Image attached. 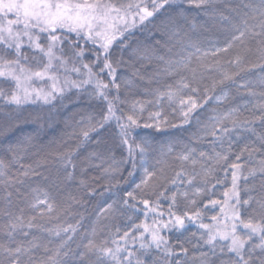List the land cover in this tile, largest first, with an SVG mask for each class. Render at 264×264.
<instances>
[{
  "label": "snow or ice",
  "instance_id": "6c2138e0",
  "mask_svg": "<svg viewBox=\"0 0 264 264\" xmlns=\"http://www.w3.org/2000/svg\"><path fill=\"white\" fill-rule=\"evenodd\" d=\"M149 25L155 44L133 47L134 30ZM129 50L155 65L133 73L155 85L144 89L150 99L128 98L134 82L118 69ZM0 81L10 85L0 87V264H264V0H0ZM230 88L251 99L231 106ZM73 89L95 109L65 120L72 130L50 151L44 129ZM37 103L46 118L27 112ZM193 124L179 149L141 134ZM206 140L211 151L193 146ZM89 170L99 172L91 182ZM219 171L231 173L222 193ZM77 180L79 197L61 194ZM101 180L111 202L81 233L74 206ZM122 216L130 226L113 230ZM190 226L197 242L177 250L166 234Z\"/></svg>",
  "mask_w": 264,
  "mask_h": 264
},
{
  "label": "trees",
  "instance_id": "16d2710c",
  "mask_svg": "<svg viewBox=\"0 0 264 264\" xmlns=\"http://www.w3.org/2000/svg\"><path fill=\"white\" fill-rule=\"evenodd\" d=\"M193 15H195V11H193ZM152 29V26L149 25L147 29L141 30V29H136L134 30V35L131 37V41L133 42V47H136V43L138 42L141 46H152L155 44V39L158 38V34H155L154 31H150ZM195 39V37H193ZM131 50L124 52L123 53V61L124 63L121 65V67L118 69L120 74L125 78V79H131L134 82L135 87L131 89V91L128 93V98L129 99H150L151 97L146 96L144 94V89L148 87H155V85H148L145 81H141L139 77L134 76L133 73L136 71H139L141 74L148 75L150 74L153 70L155 65H149L147 61H140L136 57L130 56ZM114 53L116 56H120L121 53L119 51V48H116L114 50ZM72 78L75 79V74H72ZM253 80L256 79V77L253 75L251 77ZM8 82H3L0 81V87H4L7 89L9 87ZM255 88L257 91L260 90L259 85H255ZM229 91L230 97L232 99L230 100V105L231 106H237V105H242L246 101L250 100L251 98L247 95L246 92L241 90L240 92H237L235 88H230L226 89ZM121 97H124V91L122 90ZM2 103V101H0ZM57 103L58 107L56 112L53 113V120H52V126L50 128H45L44 132L46 133L45 135V141H52V144L50 145L49 150L50 151H55L57 148H61V141L66 139L65 133L66 132H71L70 127L65 126V120L69 118H73L78 120L80 118L79 114H84L85 112H91L94 111L95 106L94 104L92 106L89 105L88 102V97L86 94H81V98L79 100L76 99L75 96V90H72V93L70 94V99L65 100V104L67 105L66 108H61L59 107L58 102ZM229 105H223L222 107H228ZM49 106H44L41 105L40 103H37L35 105L29 104L26 105L25 108L27 109V112H32V113H40L42 114L45 118L48 115L47 108ZM216 107L215 104H210L208 108L204 112V117L206 118L208 115H211V108ZM149 110H154L152 106H149ZM27 112L25 114H27ZM147 113H145L146 115ZM29 129L34 127V125H28L27 126ZM187 130H170L169 133L166 134H156L153 132V130H142L141 134H144L145 132H151L153 136H155L156 142H167L169 139L174 140L177 142L176 146L177 149L183 146L184 143H189V138L193 132H196L197 128L196 125L193 124L192 127L187 128ZM112 131H115V125L113 123L112 125ZM95 135L93 134V140L95 139ZM211 138L209 137L208 140ZM111 139L109 138V143H111ZM70 144L73 146L75 145V141H70ZM193 146L197 147L198 150H203V151H211L212 145L208 143L206 140L202 144H196L194 143ZM96 147L95 144H90L87 148V150H81V153L78 157L77 162L79 163L84 159L85 156H87L89 151H92ZM219 150V148H217ZM238 150V149H237ZM115 155L119 159L122 155H126V151L121 148H116L115 149ZM234 159V157H233ZM30 160H26L25 163H30ZM154 162V161H153ZM130 167V164L127 166ZM99 175V172L96 170H89L87 176L85 179H89L91 182V178H94ZM127 175V173H125ZM216 175L225 180L224 185H218V192L222 193L224 190V187L230 186L231 183V173L227 174V177H225V173L223 171H219L216 173ZM77 176L79 177V171L77 170ZM139 179V173H137V180L138 182ZM42 187H48L50 182H45V181H40L39 182ZM103 181H96V183L93 186L100 185V187H97V193L98 195L92 197V198H87L84 197V199L87 201V203L83 207L79 206H74L75 210L81 212L85 216L84 220V227L80 228V232L83 233L85 229H91L92 226V221L96 219V213L99 211L100 207H103L105 203L111 202V198H109L108 194L105 193L103 196L99 195L100 192H103ZM77 185H78V180L73 181L70 184H68L66 187L61 186V194L62 195H67L69 192L76 195L80 196L81 194L77 191ZM35 186V183L33 184ZM123 187L126 190H131L132 187H134V182L130 181L129 183L123 185ZM114 198V197H112ZM219 198H222L220 196ZM142 207V206H141ZM211 214V213H210ZM79 217L75 218H69L70 222L75 223V219H78ZM143 219L142 213L138 214V216L134 217V222L139 223L140 220ZM107 223V222H105ZM113 230L117 225H119L122 229H124L125 225L128 224V221L126 217H118L117 219L111 221ZM197 231V229L194 226H190L188 232L183 233L182 235L180 233H171V234H166L169 235V240L170 244L174 245L177 250L179 247V244L182 242H186L188 239H191V243L195 244L196 238L191 236V233ZM80 236H76V242H79ZM186 247H189V255H192L194 249L191 248L190 244L185 243ZM73 247H75V243H73ZM200 250H206V248H202Z\"/></svg>",
  "mask_w": 264,
  "mask_h": 264
}]
</instances>
